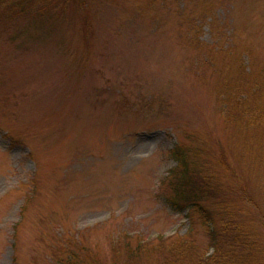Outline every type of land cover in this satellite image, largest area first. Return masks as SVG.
<instances>
[{
  "label": "rangeland",
  "instance_id": "rangeland-1",
  "mask_svg": "<svg viewBox=\"0 0 264 264\" xmlns=\"http://www.w3.org/2000/svg\"><path fill=\"white\" fill-rule=\"evenodd\" d=\"M18 1L0 0V264H165L185 237L210 254L166 200L175 148L216 186L215 226L260 237L264 136L223 100L264 80V0Z\"/></svg>",
  "mask_w": 264,
  "mask_h": 264
},
{
  "label": "trees",
  "instance_id": "trees-1",
  "mask_svg": "<svg viewBox=\"0 0 264 264\" xmlns=\"http://www.w3.org/2000/svg\"><path fill=\"white\" fill-rule=\"evenodd\" d=\"M52 1V0H47ZM20 3L14 0V9L19 8ZM258 82V81H257ZM251 93L244 97V89L240 86L233 88L232 92L224 96L227 117L235 121V127L241 130L254 129L258 131L259 137L253 142L262 145L264 136V108L259 103L260 92L264 89V80ZM171 156L176 159L177 173L175 180L170 183V194L166 198L167 203L177 208L180 204L188 208L191 213V223L194 216H199L201 225L204 226L210 244V254L200 252L198 247L186 237L179 242L180 246L169 244L165 264H264V246L262 247L259 238L264 239V226L260 237L255 235L249 225L233 219V215L225 213L221 216L219 226L212 221V211L207 207L209 194L216 189L211 180L200 176L196 167L187 160L182 148H175ZM225 208H229L228 204ZM209 223V226L207 224ZM171 242V241H170ZM161 249L165 243L160 242ZM159 243V244H160ZM172 243V242H171ZM178 244V243H177ZM75 254L70 252L68 257L60 264H75Z\"/></svg>",
  "mask_w": 264,
  "mask_h": 264
}]
</instances>
